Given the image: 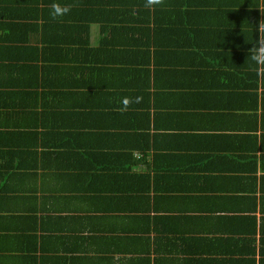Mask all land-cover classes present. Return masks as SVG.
Instances as JSON below:
<instances>
[{
  "label": "crops",
  "instance_id": "obj_1",
  "mask_svg": "<svg viewBox=\"0 0 264 264\" xmlns=\"http://www.w3.org/2000/svg\"><path fill=\"white\" fill-rule=\"evenodd\" d=\"M80 3L0 0V264H264V0Z\"/></svg>",
  "mask_w": 264,
  "mask_h": 264
},
{
  "label": "trees",
  "instance_id": "obj_2",
  "mask_svg": "<svg viewBox=\"0 0 264 264\" xmlns=\"http://www.w3.org/2000/svg\"><path fill=\"white\" fill-rule=\"evenodd\" d=\"M78 1L80 0H77V2ZM112 1L115 8L110 10V9H103L100 8V6H98L100 5L101 0H81L79 6L81 7H84L85 5L87 6L85 8H80L79 10L78 9L76 10L77 13L75 20L69 19V21L67 22L64 21L65 24L71 23V24H66L67 26H70V33L78 37L79 40H86L88 43L89 34H90L89 21L95 20L97 22V20L99 21L105 20L109 24L115 23V21H121L123 22L124 25H126L131 23L132 21H138L139 23L140 22L147 23L152 18V6L151 7L147 6V0H112ZM73 20L74 22H72ZM72 25L77 26L76 30H74ZM60 26L63 25L54 24L51 28H58ZM129 28L132 27L129 26ZM84 29L86 30V32L84 31ZM92 50H98V49H92ZM2 92L3 91H0V96L4 97L2 96ZM6 104L7 103H5L4 106H0V112L4 107H6ZM261 120L262 121L264 120V115L261 117ZM261 149H262V157L264 161V141L262 142ZM116 188L118 190H121V187H116Z\"/></svg>",
  "mask_w": 264,
  "mask_h": 264
},
{
  "label": "clouds",
  "instance_id": "obj_3",
  "mask_svg": "<svg viewBox=\"0 0 264 264\" xmlns=\"http://www.w3.org/2000/svg\"><path fill=\"white\" fill-rule=\"evenodd\" d=\"M161 0H147V6L151 7L153 4H159ZM69 11V8L67 6H60L59 4L53 3L51 7V12L50 15L53 18H56L57 16H61ZM230 29H227L229 31ZM224 39V37H223ZM252 59L256 61V63L259 64H264V46L261 47H256L255 49L252 50ZM123 106L126 108L129 100L124 99L122 101Z\"/></svg>",
  "mask_w": 264,
  "mask_h": 264
}]
</instances>
